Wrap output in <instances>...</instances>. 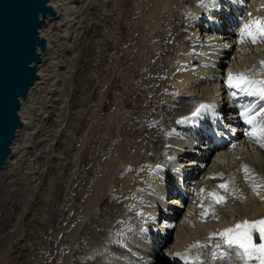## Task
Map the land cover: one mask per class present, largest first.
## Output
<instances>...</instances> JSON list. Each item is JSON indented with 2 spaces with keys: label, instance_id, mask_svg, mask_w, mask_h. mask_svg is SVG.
I'll return each instance as SVG.
<instances>
[{
  "label": "bare ground",
  "instance_id": "bare-ground-1",
  "mask_svg": "<svg viewBox=\"0 0 264 264\" xmlns=\"http://www.w3.org/2000/svg\"><path fill=\"white\" fill-rule=\"evenodd\" d=\"M84 1L85 0H50V3L55 7L58 14L56 17L47 19L46 23L40 28L41 34L45 35L48 41L47 52L43 54L42 61L38 67L40 76L36 84L29 91L28 97L22 100L20 113L24 123L18 128L9 158L6 163L0 167V219L5 218L3 226L10 225L19 218V210L23 208L22 203H24L23 195L26 191L25 189L33 191L39 184L37 178H39L38 174L42 171V160H36V158L37 156L41 157L43 155L41 153L34 154V163L32 167L28 168L25 172L23 171L25 167H23V164L27 161L24 160V158L27 156L29 147L36 148L38 147L37 144L41 145L42 141H52L55 138L52 137V131L48 127L49 125L47 126L49 122L51 123V121H47V118L54 117L57 126V122L61 121L59 120L60 116L58 115V110L63 101L62 89L60 87L63 64H61V61L60 63L58 62L59 60L57 61L58 53H60V47L58 48V46L61 42L60 39H62L63 43L61 42V45H65V48H60L61 53L70 48L68 44L71 43L70 41L75 35L74 33L79 21L80 9L83 7ZM218 1L219 3H216L214 6L220 7V9L212 16L215 22L214 25L218 27L219 31L216 35L207 33L208 23L205 22L203 25L201 22L203 20L207 21L205 18H196L197 21L192 23L194 24V29L191 25H186L195 16L208 15V13L203 10L204 8L196 5L197 0H154L152 10L146 13L148 16L150 15V18L144 16V22L140 30H144L148 24L151 26L150 31L148 30L149 33L153 34L158 32L156 34L157 36L155 35L154 37H159V42L149 41L145 47V51L147 50L151 58H155V60L158 58V56L156 58V55H159V52L160 57L156 61L154 60L155 62L150 61L148 63H146L145 58L142 59L139 54L137 57L138 59L134 58V56L128 57L130 61H133V63L128 66L129 70H131L130 76H134L135 78L134 80L131 78V81H139L137 85L133 86V90H143L146 92L137 99L139 100V98L142 97L141 105L137 100L132 101L133 103L130 105L131 107L136 104L140 110L138 111L135 106L126 110L125 113V118L129 121V124H126L124 133H130L131 137L135 138L130 140V144L122 150L117 165L111 162V164L107 165L106 170H101L102 173L105 174L103 176H98L97 182L91 183V188H93V190L89 189L90 192L87 194L88 197L85 202H82L83 199L81 198L84 197L87 192L88 185L83 187L79 193V197H75V202H78L75 204L74 210L78 211L71 218V222L77 221L76 229L73 231L74 235L70 234L72 238L69 234L67 235V240L65 238L68 247H70V250L74 253L65 255L63 264H70V260H74V264H142L138 260H132V257H134L132 253L126 254L121 249L117 250L116 253L118 256H115L113 254L115 252H112L115 250H111L108 245L104 247V242H102L101 245L98 243L97 248H94L92 245L93 248L91 247V251L87 254L85 253L84 256H82L80 251V247H84V242L81 240L82 237L85 240L88 239L87 241L91 246V244L95 243L93 241H98L100 236L103 235L100 231H97L99 229H103L106 233L108 232L107 238L111 240L109 237L110 229L108 228V224L111 222L113 226L118 217L120 218L122 216L125 218L132 214V212L127 213V206L123 204L126 203L128 205L129 202H134L131 197H133L135 192L139 196L144 195V201L141 202L142 217L137 216V219L142 218L141 220L150 230L153 237L152 240L155 239L156 243H153V246H151L142 240L138 233L128 238L130 244L132 242L131 245L133 247L141 248L144 255L147 257L145 260L151 262L150 264L177 263L176 257L183 253L185 250L184 248L194 244L196 241L211 237L215 229H222L224 231L227 228L234 227L235 224L237 225V222L244 218L253 221L264 220V147H261V144L264 143V134L259 132V129L264 127V122H260L259 118L264 112V102L259 104L257 102L259 99H256L254 101L255 106L252 110L245 111L249 107L245 105L243 106L245 110L241 111L242 108L239 106L240 104L232 106V104L228 102L229 96H227L229 95V87H227L229 86L227 83L229 73L233 75L251 73L252 76L256 77L258 75V78L264 80V64L261 63V61H264V36L257 33L256 42H249L250 40L247 41L245 39L247 34L245 35L243 33L242 27L235 29L234 26H232L239 16V12L235 11V7L239 5L243 8V13H247V20H250L253 25H256L254 22L264 24V0ZM228 1L232 3V6L228 7L226 5ZM212 2L215 3V0ZM174 3H176L177 6L174 7ZM135 8L131 11L132 14L135 13ZM156 10L161 12V17L168 14L163 23L160 20L161 17H156ZM139 14L143 13L140 12ZM153 18L155 19L154 21H148ZM166 21L168 22L166 23ZM161 23V28H159V24ZM252 27L254 28V26ZM204 28L205 31L202 33ZM226 28L235 31L239 30L241 37H234L233 33L226 30ZM130 30L132 31V29ZM191 32H194V34ZM197 35L198 37L200 35L202 38H197ZM154 37L152 36L151 39ZM242 37L244 39H242ZM166 38L175 39V42L173 44H170V42L166 43L164 42ZM200 41L209 42L210 44L197 46L201 43ZM191 44H193V46ZM190 46L194 47L193 49L198 47L199 50L194 55H189ZM202 50L206 53H203L204 51L202 52ZM179 51L180 53L182 52L179 59L187 63L183 62L181 66H178V70L176 69L177 71L174 69L175 74L168 79L167 75H170L169 70H171L170 68L174 65H172V63H175L174 59L179 55ZM192 64H196L197 66H193ZM260 65H263V69L261 70H259L258 67ZM145 67L146 70L144 71ZM148 72H151V74L153 73L152 75H156V77H147ZM171 82L175 84V93H173V95H166V93L159 94L160 91L164 92L165 86H168L166 89H171ZM115 86L117 87L120 85L115 84ZM38 91H40L41 94L38 93ZM125 95H128V93H125ZM42 96L44 98H42ZM32 97L33 99H31ZM28 101H30L31 108L28 110H31V113H27V108L25 109V103ZM126 102L128 103L127 98ZM146 102L148 103L146 107H152L153 109L158 107L157 115L151 117L148 114V110L142 108ZM206 103L211 106L207 114L212 113L216 118L207 119L205 116L201 115L198 119L192 120L194 125L188 122L189 126L186 125L187 130L195 128L200 122L205 123L207 120L210 128L215 131L217 128L216 122H218V124L220 123L219 118L222 115V120L225 119L226 125H222V130L217 129L216 134L218 133L217 136H220L222 142L227 141L228 143H233L236 148L222 149L216 153H211V151H213L210 145L211 140L209 141L207 139L208 136H206L204 131L197 132L204 139L201 146H194L193 142L189 140L186 141L182 138L180 140L173 133H170L168 137L165 136V131L161 128L162 125L168 126L167 124H169V122L180 123V120L179 122L176 121L177 118L175 114H182L184 122H186V120H190L193 112H195L201 104ZM221 106L225 109L221 110ZM50 111L53 114L52 116ZM242 112H247V117L243 116ZM131 113L135 114L132 116ZM233 114H235L234 118L232 117ZM248 117H251L253 120L252 124L248 123L249 132H252L255 127L257 129V136L249 138V136L243 135L240 139L235 138L236 130L234 124H246L247 120H245V118ZM44 119H46V122ZM40 121H42L41 124ZM223 129H225V132H223ZM237 129H240V126H238ZM219 130L222 131V134ZM170 142L174 144V147L167 148V146H169L167 144ZM175 144H178V146ZM33 148L32 152H35L36 150L33 151ZM133 148H135V152H132ZM108 149H110L109 145L106 150L109 151ZM167 149L173 150L170 154L175 156L176 161L174 165L169 166L170 171L172 172L171 169H174V167L178 165L184 166L182 170L187 172L186 179L188 180V187L192 186V180L195 181L192 187L195 188V193L193 195L196 197L200 194V183H204L206 186L207 189L204 192V197H208L210 196V188L216 187L212 185V182L214 181L217 183L221 180L218 178V180L215 181L210 177L211 175L226 174L225 178L231 179L234 194H232L231 197L229 196L230 199L227 203L220 204L219 206L217 205L216 214L206 219L205 222H202L197 216L196 210H198V208H196L195 202L191 200L188 206L183 208L182 203L176 199L175 181L180 174L165 172L170 186L168 187L169 190H164L171 195L169 199H162L164 195L163 190L160 189V179L157 178V176L150 177L147 174L145 163L162 165L163 161L166 159L163 152ZM42 151L44 154V150ZM150 151L154 154L150 155ZM189 154H197L202 158L196 161L194 156L190 159L188 157ZM114 157L113 155L112 160ZM128 165L136 166L135 170L124 176H120V172ZM202 165H205V167L202 168ZM27 166L25 168H27ZM137 170H141V172L137 173ZM194 172H197L199 177H193L192 174ZM94 175L97 174H93V176ZM141 178H144V181H141ZM258 184H262V186L254 190V185L257 186ZM104 186L108 187L107 192L104 191ZM116 186L117 190L115 192L114 187ZM126 195H129L127 200L118 202L119 199L124 198ZM8 203L10 204L8 205ZM14 208H18V211H13ZM166 208H168V210H166ZM182 208V212H177L176 215V209ZM68 209V211L65 210L63 212L65 219H67V214L73 211V207ZM164 212L167 213L165 216L162 215ZM132 222L133 221H129L130 224ZM67 227L69 228V226ZM124 228H126V226H124ZM119 231L121 230H118V234L120 233ZM75 234H80L79 239L81 244L78 242L80 245L77 246L75 243L76 241H73V239H76ZM255 234L257 235V232H253V240L256 244H259L257 238H255ZM115 246L116 245H114V247ZM72 256H75V258L72 259ZM170 257L172 261L169 260Z\"/></svg>",
  "mask_w": 264,
  "mask_h": 264
},
{
  "label": "rangeland",
  "instance_id": "rangeland-1",
  "mask_svg": "<svg viewBox=\"0 0 264 264\" xmlns=\"http://www.w3.org/2000/svg\"><path fill=\"white\" fill-rule=\"evenodd\" d=\"M153 2L154 0H85L83 7L80 9L75 35L70 41L71 43L69 42L70 44H68L70 48L61 53V49H64L65 45H61L63 43L62 39H60L62 43L58 42L60 44L58 48L60 47L61 49L59 48L60 53H58L57 61L59 60V63L61 61V64L64 65H62L63 73L60 85L63 101L60 104L59 112L57 111L60 116H58L59 120L61 121L57 122V126L54 117L47 118V121H51L47 126L49 125L52 137H55L54 140H44V142H41V145L37 144L38 147L28 148L27 156L24 158L27 162L24 161L26 163L23 164V167L29 165L27 168H23L24 172L32 167L34 154L41 153L43 155L36 158V160H42V171L38 174L39 178H37L39 184L33 191L25 189V196L23 195L24 203H22L23 208L19 210V218L16 222L3 226L5 218L0 219V264H63V260H65L64 256L74 253L68 247L66 240L68 234L72 238L71 235H74L73 231L76 229L77 221L71 222V218L78 211L74 210V206L78 202H75V199L80 196L79 193L83 187L88 185V190H93L91 183L97 182V177L105 174L101 170H106L107 165L111 164V162L117 165L122 150L130 144V140L135 138L131 137L130 133H124L126 124H129V121L125 118V113L129 108L137 107L136 104L130 107L133 103L132 101L137 100L138 97L146 92L143 90H133V86L137 85L139 81H131V78L133 80L135 78L134 76H130L131 70H129L128 66L133 61H130L129 58L134 56V58L138 59L139 54L142 59L145 58L146 63L155 60V58H151L147 50L145 51V47L149 41L159 42V37H154L158 32L150 34L151 26L148 24L144 30H140L144 18L146 16L150 18V15L148 16L146 13L152 10ZM173 6L175 7L177 4L174 3ZM133 8L136 9L134 14L131 12L134 10ZM140 12L143 14H139ZM160 13L159 10H156V17L160 18ZM167 16L168 14L161 17L162 23L166 20L165 17ZM154 18L148 21H154ZM201 22L203 25L205 24V20ZM162 23L159 24V28H161ZM186 25L188 26V24ZM252 28L251 26V31L254 30L255 32H252L256 35V25ZM191 33L193 34V32ZM152 36L154 38L151 39ZM245 37L247 41H252L249 35ZM170 39L166 38L164 42L173 44L175 39ZM189 50L191 51L189 55H194L192 46H190ZM181 53L179 51V55L174 59L176 65L174 62L172 63L174 65L172 66L173 68H170V73L167 71L170 74L167 75L168 79L175 74L178 66L183 64L184 61L179 59ZM158 54L156 58L157 56L158 58L160 57V52ZM192 65L197 66L196 64ZM145 70L146 67L144 68ZM152 74L148 72L147 77H156V75ZM115 84H119L120 86L116 87ZM167 87L165 86L164 92L160 91L159 94L166 93V95H173L175 93V84L172 83L171 89H166ZM125 93H128V95H125ZM125 97L128 99V103ZM42 98L44 97L42 96ZM141 98L137 100L140 105ZM29 102L25 103L27 113H31V110H28L31 109ZM146 106H148L147 102L142 108L148 110V114L151 117L158 114V107L153 109ZM137 110L139 111L140 109L137 107ZM131 114L133 116L135 113ZM175 117L177 118L178 114H175ZM44 120L46 122V119ZM41 123L42 121H40ZM167 125L175 128L179 127L178 123L169 122ZM108 145L110 147L109 151L106 150ZM32 148L34 149L33 151H36L32 152ZM42 150H44V154ZM132 152H135V148L132 149ZM149 154L153 155L154 153L150 151ZM113 155L115 157L112 160ZM128 166L120 172V176H124L135 170L136 166ZM138 172L141 171L137 170ZM93 174L97 175L93 176ZM214 180L217 181L218 178ZM212 185L216 186L217 183L213 181ZM261 186L262 184L254 185L255 188H253L257 190ZM104 188V191L107 192L108 187L104 186ZM88 190L84 197L81 198L83 199L82 202H85L88 197L87 194L90 192ZM114 190L116 192L117 186L114 187ZM134 194L136 195L137 193L135 192ZM232 194H234V188L231 184L227 190L217 195L225 197L223 203H216L212 197L214 201L210 198L206 201V204L213 208L216 207L217 211V205L227 203ZM128 197L129 195H126L124 198L119 199L118 202L127 200ZM123 205L128 207L130 204L124 203ZM72 207L73 211L69 212L67 219H65L63 212L65 210L68 211V208ZM13 211L17 212L18 208H14ZM131 218L130 220H132ZM118 219L119 217L116 219L117 222ZM243 220H240L237 224L242 223ZM118 223L115 222L113 226L111 222L108 224L111 240L107 238L108 232L106 233L103 229L100 230L99 227L97 231H100L105 236L101 235L98 241H93L95 243L91 244V246L87 241L88 239L85 240L82 237L81 240L84 242V247H80L82 256L90 252L91 247L97 248L98 243L101 245L102 242H104V247L108 245L111 250L114 249L115 251L112 252L115 253L113 254L118 256L116 252L121 248L115 241H122V239L130 238V236L132 237L136 233L139 234V227L136 225L135 220L131 224L127 223L125 225L127 230L126 228H120ZM118 230L122 231H119L122 233V236H119L116 240H112L110 233L115 232L116 234ZM79 235H76L75 240L73 239L74 242L76 241V246L81 244ZM141 239L144 240L143 237ZM114 245L116 246L114 247ZM74 258L75 256H72V259ZM73 261L70 260V264H74Z\"/></svg>",
  "mask_w": 264,
  "mask_h": 264
},
{
  "label": "water",
  "instance_id": "water-1",
  "mask_svg": "<svg viewBox=\"0 0 264 264\" xmlns=\"http://www.w3.org/2000/svg\"><path fill=\"white\" fill-rule=\"evenodd\" d=\"M50 0H0V167L23 125L22 100L39 79L48 41L40 28L57 16Z\"/></svg>",
  "mask_w": 264,
  "mask_h": 264
},
{
  "label": "snow or ice",
  "instance_id": "snow-or-ice-1",
  "mask_svg": "<svg viewBox=\"0 0 264 264\" xmlns=\"http://www.w3.org/2000/svg\"><path fill=\"white\" fill-rule=\"evenodd\" d=\"M256 23V32L259 35L264 36V24L260 22ZM245 32L252 38V42H256V35L251 31V25H245ZM264 64V61H261ZM229 87L233 88H242L245 85H254V84H264V81H251L247 78L245 73H239L237 75H233L232 73L228 74ZM262 93H264V89H261ZM235 95V93H233ZM211 107L210 105L201 104L199 108L193 112V116H197L200 114L201 109H206ZM243 116L247 117V112L242 113ZM247 122L249 124L253 123L251 117L247 118ZM261 134H264V127L259 129ZM249 135L257 136V129L254 127L252 132ZM261 147H264V143L261 144ZM219 187H226V185H220ZM216 203H223L224 198L217 196L215 193H210ZM253 232H258L260 237V243L257 245L253 240ZM219 236L223 239V243L226 245L228 249L234 250V253L237 257L244 260L250 259H258L260 264H264V220L249 222L247 220L242 223L237 224L234 228L225 229L223 232L219 234ZM206 247L207 245H193L192 247ZM218 248L219 244L216 245ZM216 253H213V257H216ZM225 253L220 254V258H222Z\"/></svg>",
  "mask_w": 264,
  "mask_h": 264
}]
</instances>
